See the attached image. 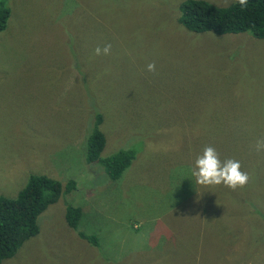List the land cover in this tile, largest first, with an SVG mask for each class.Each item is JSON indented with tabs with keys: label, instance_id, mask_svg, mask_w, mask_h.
Masks as SVG:
<instances>
[{
	"label": "rangeland",
	"instance_id": "rangeland-1",
	"mask_svg": "<svg viewBox=\"0 0 264 264\" xmlns=\"http://www.w3.org/2000/svg\"><path fill=\"white\" fill-rule=\"evenodd\" d=\"M183 1L6 0L0 198L30 175L63 191L37 236L1 264H264V151L253 147L264 138V40L189 32L177 22ZM107 44L109 55H94ZM97 114L101 158L135 152L115 181L85 162ZM207 146L241 163L245 187L195 183ZM67 205L82 210L78 230L97 247L66 225Z\"/></svg>",
	"mask_w": 264,
	"mask_h": 264
},
{
	"label": "trees",
	"instance_id": "trees-1",
	"mask_svg": "<svg viewBox=\"0 0 264 264\" xmlns=\"http://www.w3.org/2000/svg\"><path fill=\"white\" fill-rule=\"evenodd\" d=\"M10 10L6 0H0V32L7 28ZM177 22L187 31L201 34L213 32L217 35L250 33L264 40V0H247L241 6L234 0L229 6L217 8L202 0H184L179 5ZM103 116L97 114L93 128L84 137V156L87 164L97 163L110 180L119 179L135 159L132 150H119L113 155L101 158L105 147V136L100 130ZM76 184L69 180L64 192L75 191ZM62 185L43 175H30L26 185L13 199L0 198V264L16 255L22 245L37 236L38 217L51 205L58 202ZM82 210L67 205L65 223L77 236L94 247L98 246L95 236L78 230Z\"/></svg>",
	"mask_w": 264,
	"mask_h": 264
},
{
	"label": "clouds",
	"instance_id": "clouds-1",
	"mask_svg": "<svg viewBox=\"0 0 264 264\" xmlns=\"http://www.w3.org/2000/svg\"><path fill=\"white\" fill-rule=\"evenodd\" d=\"M237 2L242 7L247 4V0H237ZM110 52V44L105 45L103 48L97 46L94 49L95 56L109 55ZM155 68L154 62L147 65V71L149 72H154ZM253 147L258 153L264 151V138L258 139ZM241 167V163L235 159L221 161L216 149L212 146H207L196 158L191 175L195 178L197 185L203 187L223 185L235 191L238 188L245 187L249 181L248 173L242 171Z\"/></svg>",
	"mask_w": 264,
	"mask_h": 264
}]
</instances>
